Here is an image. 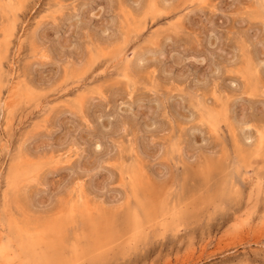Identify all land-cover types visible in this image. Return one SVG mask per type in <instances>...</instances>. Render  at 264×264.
I'll use <instances>...</instances> for the list:
<instances>
[{
	"label": "rangeland",
	"instance_id": "rangeland-1",
	"mask_svg": "<svg viewBox=\"0 0 264 264\" xmlns=\"http://www.w3.org/2000/svg\"><path fill=\"white\" fill-rule=\"evenodd\" d=\"M205 2L0 0L4 240L10 220L33 257L123 260L124 218L146 208L133 262L261 259L264 0ZM16 84L28 97L8 116Z\"/></svg>",
	"mask_w": 264,
	"mask_h": 264
},
{
	"label": "bare ground",
	"instance_id": "bare-ground-1",
	"mask_svg": "<svg viewBox=\"0 0 264 264\" xmlns=\"http://www.w3.org/2000/svg\"><path fill=\"white\" fill-rule=\"evenodd\" d=\"M126 3V2H125ZM151 3V2H150ZM264 4V3H263ZM150 7V6H149ZM147 7V8H149ZM3 8V7H2ZM3 10V9H1ZM5 24V23H4ZM121 26V25H120ZM127 26V25H126ZM185 27V26H184ZM120 28V27H119ZM121 29V28H120ZM125 29V28H123ZM89 35V34H88ZM3 36V35H2ZM16 46V45H15ZM109 46V45H108ZM100 48V47H99ZM106 48V47H105ZM19 50V49H18ZM105 50V49H104ZM121 51V50H120ZM141 51V50H140ZM147 52V51H146ZM89 54V53H88ZM122 54V53H121ZM145 55V54H144ZM90 56V55H89ZM141 56V55H140ZM88 58V57H87ZM90 58V57H89ZM114 58V57H113ZM144 58V57H143ZM90 61V60H89ZM133 62V61H132ZM128 63V62H127ZM12 64V63H11ZM129 64V63H128ZM14 65V64H13ZM127 64H125L126 66ZM131 65V64H130ZM138 65V64H137ZM128 67V66H127ZM141 67V66H140ZM14 69V68H13ZM107 69V68H106ZM127 69V68H126ZM149 70V69H148ZM77 71V70H76ZM103 71V70H102ZM126 71V70H125ZM125 74V73H124ZM131 74V73H130ZM105 76V75H104ZM136 76V75H135ZM12 78V77H11ZM135 79V78H134ZM22 84H16L15 86L13 85V87L10 89L8 96L6 97V102H5V109L7 111V115L11 116L12 115V111L16 105V99H20L22 97H28V88H22ZM22 88V89H21ZM8 89V88H7ZM100 90V89H98ZM5 96V95H4ZM87 96V95H86ZM41 104V103H40ZM15 112V111H14ZM209 117L211 120H215V115L214 112H210L209 113ZM8 118V117H7ZM219 118V117H218ZM7 120V119H6ZM40 121V119H39ZM216 121V120H215ZM43 122V121H42ZM26 138V137H25ZM261 144V142H260ZM120 147V146H119ZM72 148V147H71ZM259 148H261V145L259 146ZM259 151V150H257ZM131 176H136V173L134 170H131L130 172ZM135 182H133L132 185V192L136 193V186L134 184ZM84 189V188H83ZM89 193V192H88ZM126 198V197H125ZM77 199H80L77 198ZM134 200V199H133ZM17 202V201H16ZM86 202V201H85ZM80 206H79V205ZM87 206V205H86ZM166 206V205H165ZM84 206L81 202L77 203L76 207L75 206H71L70 207V212L72 213L75 209V212L77 211V209H83ZM166 208V207H165ZM73 209V210H72ZM67 210V209H66ZM88 210V209H87ZM69 211V210H68ZM167 211V210H166ZM164 212L165 214L167 212ZM174 211V210H173ZM79 212V211H77ZM76 212V213H77ZM89 212V211H88ZM171 212V211H170ZM68 213V212H67ZM129 214L126 215V217L124 218V220L126 221L127 225H128V230L133 234L135 231H137L138 229H141L143 226V223L146 222H151L154 219V211L148 210L146 208H142L141 212L138 211H129ZM178 213V212H177ZM162 215V214H161ZM173 215V213H172ZM163 217V216H162ZM177 217V216H176ZM73 218V217H72ZM159 218V217H158ZM161 218V217H160ZM173 218V216H172ZM14 219V218H13ZM65 219V217H64ZM162 219V218H161ZM167 219V218H166ZM165 219V220H166ZM180 219V218H179ZM9 220V219H8ZM120 220V219H119ZM122 220V219H121ZM172 220V219H171ZM53 221V220H52ZM177 221V219H176ZM118 223V221H117ZM62 224V222H61ZM60 223H56L55 227L53 230L54 232H58V228L61 225ZM102 224V223H101ZM100 224V225H101ZM148 224V223H147ZM150 224V223H149ZM99 225V226H100ZM103 225V224H102ZM151 225V224H150ZM106 226V225H105ZM146 226V225H145ZM144 226V228H145ZM149 226V225H148ZM147 226V227H148ZM8 228L10 230V234L12 236L8 237V240H4L3 237L0 236V264H57L54 263L55 260V256L57 255L53 252H51L53 249H55L52 245H49V249L50 251L47 253H44L42 255H40L39 257H33L32 255V246L35 242V236H29L31 233H29L28 237H25L20 231L19 228L10 220L8 221ZM93 228V227H92ZM142 228V229H144ZM50 229V227H49ZM63 229V228H62ZM94 229V228H93ZM146 229V228H145ZM144 229V230H145ZM44 230V229H43ZM95 230V229H94ZM37 231V230H36ZM46 231V230H45ZM88 231V230H87ZM30 232V231H29ZM49 232V231H48ZM35 233V232H33ZM3 234V233H2ZM0 233V235H2ZM123 234V233H122ZM4 235V234H3ZM59 235V234H58ZM57 235V236H58ZM64 235V234H63ZM62 235V237H63ZM37 236V235H36ZM120 236V235H119ZM117 237V236H116ZM226 237V236H225ZM7 238V237H6ZM64 238V237H63ZM62 239V238H61ZM59 237V240H61ZM226 239V238H225ZM39 240V237H38ZM58 240V242H59ZM37 242V241H36ZM42 242V241H41ZM226 242V241H225ZM44 243V241L42 242ZM218 243V242H217ZM13 244H16L17 246V250H13ZM54 244V243H53ZM224 244V243H223ZM226 244V243H225ZM56 245V244H55ZM257 245V244H256ZM260 245V244H259ZM216 246V245H215ZM15 247V246H14ZM47 248V249H48ZM48 249V250H49ZM37 250V249H36ZM63 250V249H62ZM56 251V250H55ZM40 253V252H39ZM61 256V255H60ZM59 256V257H60ZM62 258V257H61ZM184 259V258H183ZM177 260V259H176ZM65 262V261H64ZM188 262V261H187ZM62 264V263H60ZM67 264V263H66Z\"/></svg>",
	"mask_w": 264,
	"mask_h": 264
},
{
	"label": "snow or ice",
	"instance_id": "snow-or-ice-1",
	"mask_svg": "<svg viewBox=\"0 0 264 264\" xmlns=\"http://www.w3.org/2000/svg\"><path fill=\"white\" fill-rule=\"evenodd\" d=\"M200 6L202 8L209 7V5L205 2V0H201ZM260 100L262 104H264V91H261L260 93ZM261 123H262V131L260 133L261 144H262V147H264V112L261 113ZM249 127H251V125H249ZM238 195H239V192L237 191V194H236L237 198H238ZM248 222L249 221L247 220L245 221V223H248ZM262 227H264V222H262ZM159 238H160L159 236L156 237V239H159ZM151 240H152V237L150 234H147L143 230L138 229L132 234V236L128 240V243L123 253V255L125 256V259L123 260H119V259L98 260L95 262V264H139V262H133L127 257H130L134 252L138 253L141 250V248L148 245ZM258 251H259V256L261 257L260 260H255V261L243 260L241 264H264V236H262L261 238V246Z\"/></svg>",
	"mask_w": 264,
	"mask_h": 264
}]
</instances>
